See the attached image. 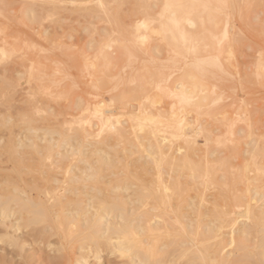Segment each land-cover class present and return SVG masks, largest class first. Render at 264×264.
<instances>
[{"label":"bare ground","instance_id":"1","mask_svg":"<svg viewBox=\"0 0 264 264\" xmlns=\"http://www.w3.org/2000/svg\"><path fill=\"white\" fill-rule=\"evenodd\" d=\"M67 1L89 13L126 7L128 22H124L133 26V39L150 56L173 55L176 61L184 58L185 48L198 51L199 43L208 41L210 58L215 55L223 63L234 46L228 36L232 30L233 40L239 41L233 14L264 35V0H57L52 4ZM30 2L21 11L33 24L41 18L33 6L50 1ZM11 10L6 0H0L4 56L22 40L12 34ZM250 12L257 14L246 17ZM153 34L157 41L150 45ZM124 37L118 38L122 39L118 44L130 56ZM11 44L12 50H6ZM112 46L106 42L97 51L105 65L117 60ZM45 62L35 59L30 74L42 77L50 69L58 70V60L56 66ZM233 66L226 64L202 83L192 71L201 66L189 61L176 69L174 81L160 76L163 93L172 99L170 107L156 105L160 100L142 88L137 97L149 101L148 106L128 111L122 120L112 109H104L107 101L101 99L92 112L96 120L92 116L88 125L70 127L69 133L21 115L26 134L20 133L16 140L0 138V264H32L36 243L60 252L57 264H89V258L105 251L121 258L114 264H264V138L244 139L231 128L221 138L203 129L206 138L200 146V128L184 115L190 109L199 112L207 101L208 111L216 110L210 89L231 77ZM252 70L251 77L264 86V55L255 57ZM3 85L9 87L6 91L13 84L4 81ZM48 93L56 96L58 91L52 87ZM81 102L76 109L82 112L86 109ZM218 114L226 116L227 111L214 116ZM224 146L227 149L221 150ZM3 160L12 163L9 170H3ZM54 235L58 240L52 243ZM49 255L52 263L47 262L53 264Z\"/></svg>","mask_w":264,"mask_h":264},{"label":"rangeland","instance_id":"2","mask_svg":"<svg viewBox=\"0 0 264 264\" xmlns=\"http://www.w3.org/2000/svg\"><path fill=\"white\" fill-rule=\"evenodd\" d=\"M6 1L7 8L12 9L9 11L10 15L15 17L12 34L13 36L16 34L22 40L14 42V53L5 56L0 54V85H3L4 81H11L13 84L10 90L3 85L4 91L0 93L2 95L0 96V138L4 139L2 142L10 138L16 140L20 133L26 134L21 118L24 114V117L27 114L34 118V122L38 121L37 124L46 121L45 123H51L52 126L64 127L68 129L66 133H69L70 127L88 125L87 120L93 119L92 112L101 99L107 101L104 109H112L115 116L124 120L128 111H137L141 105L143 107L149 105V101L145 98L137 97V92L142 88L150 90L149 94L155 95L160 100L156 105L170 107L172 99L163 93L160 76L165 74L174 81L179 73L176 69L184 67L189 61L201 66L200 70L193 67L192 71L202 83H208V76L218 72L217 70L226 64L230 62L235 64L230 68L231 77L226 81L220 80L216 89H210V102L218 106L216 110L210 113L207 101L206 106L199 112L190 109L184 113L187 121H193L195 128H200L197 135L198 144L204 146L206 133L203 129H209V134H218L221 138L228 135L227 130L230 128L235 132V136L244 139L250 140L258 136L264 138V86L259 85L251 77L252 61L255 57L264 55V35L260 29L251 27L244 21L241 22L237 14H233L232 17L236 20L234 35L239 41L233 40L232 30L228 36L231 37L229 42L234 46L231 54L225 53L226 58L223 63L215 55L213 59L210 58L208 41L200 42L198 51H195L194 47L185 48L184 58L176 61L173 55L167 56L169 58L166 59L165 54V56L163 54L150 56L144 47L133 39V26L124 22H128L125 17L126 7L120 8L119 12L113 10L106 14L89 13L75 9L69 1L65 5L59 3L54 6L52 1L57 0H40L50 3L45 6H33L41 18L39 22L32 24L24 18L21 11L23 4L31 3V0ZM50 7L52 14L48 16L50 12L47 9ZM255 12H250L248 16L246 14V17L256 15ZM28 15L31 16L33 13ZM19 17L22 19L21 22ZM255 20L250 19V22L253 23ZM219 30L223 31L224 28L220 27ZM122 36H125L130 56L124 45L118 44L122 40L118 38ZM156 41V36L153 34L148 43L154 45ZM106 42L113 44L110 50L117 51L118 55L117 60L109 65L103 64L102 58L97 53L99 46ZM0 46H2L1 41ZM11 46L12 44L8 45L6 50H12ZM35 59L46 61L52 66L55 65L54 61L58 60V70L50 69L49 74L42 77L30 74ZM90 62L91 64L95 62L94 67ZM52 87L58 91L56 96L48 93ZM6 88L8 89L5 91ZM79 100L84 101L81 102L83 110L86 109L82 111L83 113L80 108L76 109ZM222 111H227L226 116L222 114L214 116V113ZM66 119L73 120L66 122ZM94 120H96L95 116L92 121ZM118 149L121 151L123 147ZM220 149L227 148L224 146ZM225 154L228 155L229 152ZM4 161L6 160H3L1 165L7 167L5 166L3 170H9L12 163L6 161V164ZM50 240L54 243L58 240V236H51ZM39 244L36 243V249L33 250L36 256L33 254L30 256V258L35 256L31 259L32 264H48L51 259L49 254H52L53 264H57V258L61 256L60 252H57V255L56 251L51 252L47 246ZM117 256L105 251L98 257L89 258L88 261L89 264H109L120 261L121 258Z\"/></svg>","mask_w":264,"mask_h":264}]
</instances>
